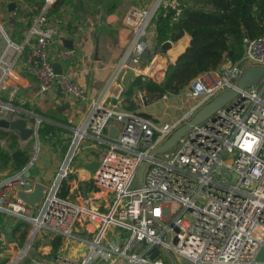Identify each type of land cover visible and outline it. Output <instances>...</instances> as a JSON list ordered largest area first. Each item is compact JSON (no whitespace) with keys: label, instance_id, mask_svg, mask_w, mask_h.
<instances>
[{"label":"built area","instance_id":"built-area-1","mask_svg":"<svg viewBox=\"0 0 264 264\" xmlns=\"http://www.w3.org/2000/svg\"><path fill=\"white\" fill-rule=\"evenodd\" d=\"M56 1L40 2L19 42L10 38L0 20L6 41L0 54V91L14 62L24 54V70L41 91L54 87L60 95L87 99L85 89L70 72L56 74L53 69L48 48L56 28L49 11ZM167 9L174 11L175 19L181 12L180 1L150 0L143 6H130L124 14L128 42L86 120L73 129L71 144L58 172L46 184L41 202L31 207L12 195L17 188L31 190L25 173L35 157L0 180V213L29 223L22 245L0 228V248L15 251L3 264H20L29 250H35L39 236L60 238V245L69 238L72 246H84L74 260L58 257L65 264H90L95 256L101 259L99 264H169L164 248L174 260L183 258L190 264H264V259H258L264 247V75L192 126L170 150L150 155L199 107L222 91L235 89L243 66H264V34L244 39V53L236 63L226 59L189 82L186 94L196 101L174 125H157L152 118L115 108L122 101L126 73L156 83L163 79L169 65L165 55L155 52L144 58L143 51L148 48V26L153 23L155 29L157 14ZM72 53L59 48L55 56L66 59ZM148 96L144 90H135L132 100L139 106ZM106 99L113 101L112 107L105 105ZM0 111L5 118L19 117L16 106L1 100ZM113 120L119 124L117 135L107 141L105 132ZM40 122L36 118L35 128ZM88 137L107 146L93 173V188L89 193L61 196V182L68 179L78 145ZM144 161L147 165L140 185L136 173ZM111 228L115 230L108 239ZM140 241L145 247L130 252ZM156 244L160 254L152 251ZM41 247L35 251L42 252ZM31 258L30 264H48Z\"/></svg>","mask_w":264,"mask_h":264},{"label":"crops","instance_id":"crops-1","mask_svg":"<svg viewBox=\"0 0 264 264\" xmlns=\"http://www.w3.org/2000/svg\"><path fill=\"white\" fill-rule=\"evenodd\" d=\"M149 1L112 0L113 9L107 11L106 2H103V0H61L58 12L51 14V21L56 28V34L49 45V54L53 62L60 65L63 72H70L76 82L85 89L87 99L84 101L76 100L67 95H60L54 87L41 91L34 77L24 70V54L20 55L14 62L2 85L0 100L16 106L18 110L17 116L24 117L29 127H35V121L38 117L41 119L42 124L54 127V130L41 136L40 155L32 167L28 169L30 184L33 185L34 182L38 181L46 185L58 172L62 159L67 152L73 129L79 127L86 120L94 101H97L116 61L121 56L128 42L130 31L122 24L124 14L130 6H143ZM17 2L20 6V12L17 11V5H15L14 11L5 20V25L11 38L19 42L30 24V10L37 9V7L28 6L23 0H17ZM25 8L28 10V14H26ZM146 39L148 41V49L150 54H152L155 50V29L153 27L147 31ZM189 42L190 36L187 34L171 42V46L164 56L169 64L183 52ZM59 48L73 50V53L66 59H58L55 53ZM133 77L130 76V80ZM12 87L16 89L13 92L11 91ZM121 104L122 102L115 106L118 111L122 110ZM105 105L112 107L113 101L108 102V99H106ZM190 110L191 106L188 112ZM137 111L139 112V109ZM140 113H143V111H140ZM3 115L4 112L2 114L0 111V117ZM110 125H115L118 130V122L113 120L108 127ZM108 127L105 133L108 134L107 141H111ZM0 129L10 132L6 129ZM27 140L18 138L17 142L18 146L30 155V147ZM55 140L59 141V146L56 145L57 147L54 145ZM84 140L82 141L84 142V149L86 148L84 152H87L85 161L94 162V156L91 153L95 140L92 137ZM36 142L38 145V140ZM8 145V140L0 137V146L8 147ZM78 161L77 159L76 162ZM97 166L92 171L88 170L89 168L85 165L72 166L71 174L74 177L67 182L70 187L69 194L72 195L76 191L84 192V186L92 179ZM11 173L13 172L8 168L0 169V180ZM80 184L83 185V188H80ZM19 190L22 189L17 188L12 195L16 196ZM90 190L84 192V194L89 193ZM16 224L17 220L15 218L0 213V228L4 229L9 239L15 238L16 233H13L12 230ZM114 230V228H111V232ZM41 240L43 242L47 241L49 244L41 245L44 246L43 248L41 247L43 249L42 252L35 251L39 245L35 244L34 251L37 253L33 257L37 260L45 261L48 264H65L58 260V257L74 260L80 255L75 257L60 255L59 247L53 254V240L48 237H44ZM19 244L22 245V242ZM73 248H76V246H73ZM46 250L48 251L46 252ZM14 252L13 249L8 250V247L0 248V260L4 258L5 262H7ZM31 259V256L27 255L20 261V264H30ZM118 264H123V261Z\"/></svg>","mask_w":264,"mask_h":264},{"label":"trees","instance_id":"trees-1","mask_svg":"<svg viewBox=\"0 0 264 264\" xmlns=\"http://www.w3.org/2000/svg\"><path fill=\"white\" fill-rule=\"evenodd\" d=\"M28 6L38 7L42 0H23ZM180 14L174 18L172 9L161 10L155 19V52L166 54L171 42L183 35L190 36L189 45L174 61L170 62L160 83L139 76L129 80L122 91L123 111L136 110L132 100L135 90H144L147 94L161 97L162 95H177L186 88L189 82L199 73L217 68L224 60L236 63L244 53V39H253L264 34V0H179ZM61 0H57L49 11L58 12ZM113 3L107 2V11L113 9ZM15 9V8H14ZM13 9V11H14ZM26 9V8H25ZM28 10L26 9V14ZM151 118L146 113H139ZM53 126L42 124L38 126V136L48 134ZM0 137L8 140V147L0 146V169L8 168L11 172L22 169L30 160V155L18 146V136L13 132L0 129ZM68 179L61 182L60 195L69 192ZM80 188L83 185L80 184ZM92 180L84 186V192L92 189ZM83 192V193H84ZM73 193V192H72ZM23 227V229H21ZM29 223L17 221L12 232H19V243L24 242ZM61 243L60 238L52 242V253L55 254ZM21 245V244H20ZM3 258L0 263L5 262Z\"/></svg>","mask_w":264,"mask_h":264},{"label":"water","instance_id":"water-1","mask_svg":"<svg viewBox=\"0 0 264 264\" xmlns=\"http://www.w3.org/2000/svg\"><path fill=\"white\" fill-rule=\"evenodd\" d=\"M149 1V0H148ZM14 5L9 4L8 9H12ZM150 56V51L146 48L143 51V57L148 58ZM53 69L56 74H60L62 69L58 63H53ZM264 75V66H249L245 65L242 68V73L236 81L235 89H227L216 95L211 101L205 103L199 107L193 114L189 116V119L184 121L178 127L174 129L171 135L158 145L155 149L150 152V155L164 153L174 147L177 141L183 136L192 126L205 121L207 118L212 116L219 108L226 106L228 102L234 98L239 89L248 88L254 86L258 79ZM130 80V74L126 75L122 79V84L124 87L128 85ZM0 128L9 130L18 136L21 140H27L30 137L38 136V128L29 127L27 125V120L24 117H13L12 115L8 117H0ZM109 135L111 138H115L117 135V127L115 125H110L108 127ZM147 165V161H144L137 169V179L142 185L143 171ZM26 177L29 178V171L25 173ZM46 188L45 184L41 182H34L30 191L19 190L16 193V197L21 198L26 204L33 207L35 204H39L44 196V190ZM164 256L168 259L169 264H176L173 256L164 248ZM28 255L33 257L36 252L33 250L28 251ZM154 258V254H151Z\"/></svg>","mask_w":264,"mask_h":264},{"label":"rangeland","instance_id":"rangeland-1","mask_svg":"<svg viewBox=\"0 0 264 264\" xmlns=\"http://www.w3.org/2000/svg\"><path fill=\"white\" fill-rule=\"evenodd\" d=\"M103 2H112V0H103ZM105 3V4H106ZM12 4V5H17V11L20 12V6L18 5L17 0H0V20L3 22V24H5V20H7V17L10 15L11 12H13L12 9L10 10L8 9V5ZM38 8V7H37ZM36 11V9H32L30 10L29 14H33ZM16 12V10H15ZM153 23H150V25L147 28V31H149V29L152 26ZM7 26L5 25V29L7 31ZM146 31V32H147ZM11 38V36H10ZM13 40V38H11ZM152 43V41H151ZM6 45V41L3 37V35L0 33V54L2 53L3 47H5ZM159 83L162 81V79L158 80ZM185 92V93H184ZM187 87L184 88L182 91H180L177 95H168L167 94V98H161L159 96H155V95H151L149 94V96L147 97V99L140 103L139 106H136V110L134 111L135 113H140V111L143 113H146L148 115H150V117L152 118V121L155 122L157 125H161L164 123H167L169 125H174L176 123H178L179 121H181L182 119H184L185 114L188 112L189 107L196 101L195 99L187 96ZM168 100V101H167ZM166 108V109H165ZM137 109H139V112L137 111ZM166 115V116H165ZM38 140V145L36 144ZM28 145L30 147V157H35V160L39 157L40 155V148H41V142H42V137L38 136V137H30L29 140H27ZM56 141V140H55ZM82 141H85L84 139ZM83 143L81 142L78 145V153L75 155V159L72 160L71 164H70V168L72 169V166L74 165H85L87 168H89L88 170L92 171L93 168H95L98 164V162L101 160L102 156H103V152L105 149V144H97L95 142V145L92 148V155L94 156V162H86V158H87V152L85 153L84 151H86V148L84 149L83 147ZM71 144V139H69V143H68V148ZM55 147L59 146V141L57 140L54 143ZM57 145V146H56ZM90 151V150H88ZM79 160L78 162H76V160ZM34 160V163H35ZM80 163V164H79ZM84 183V182H82ZM133 187H136V184H133ZM113 235V232H110L109 235H107L108 239H111ZM15 238L19 239V232H16ZM43 236H39L38 239H43ZM48 240V239H47ZM19 241V240H18ZM49 241V240H48ZM37 244H41V245H48L49 243L43 242L42 240L37 242ZM123 241L120 243V246H122ZM145 247V242L144 241H140L137 242L136 245L131 249L130 252H135L138 253L142 248ZM48 250H46L47 252ZM152 251H154L156 254H160L161 249H160V245L156 244L152 247ZM258 259L263 260L264 259V247H262L260 254L258 256ZM175 261L177 264H190L188 260L183 259V258H178L175 257ZM101 262V259L98 256H95L94 261L90 264H99Z\"/></svg>","mask_w":264,"mask_h":264},{"label":"bare ground","instance_id":"bare-ground-1","mask_svg":"<svg viewBox=\"0 0 264 264\" xmlns=\"http://www.w3.org/2000/svg\"><path fill=\"white\" fill-rule=\"evenodd\" d=\"M185 93V92H184ZM168 101V100H167ZM166 109V108H165ZM166 116V115H165ZM84 246H79L76 248H73V246L70 243L69 238L65 239L62 244L59 247V254L63 256H70L75 257L76 255H81L83 253Z\"/></svg>","mask_w":264,"mask_h":264},{"label":"flooded vegetation","instance_id":"flooded-vegetation-1","mask_svg":"<svg viewBox=\"0 0 264 264\" xmlns=\"http://www.w3.org/2000/svg\"><path fill=\"white\" fill-rule=\"evenodd\" d=\"M20 114V113H19Z\"/></svg>","mask_w":264,"mask_h":264}]
</instances>
